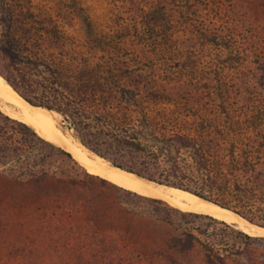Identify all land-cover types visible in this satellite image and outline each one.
<instances>
[{
	"label": "trees",
	"instance_id": "1",
	"mask_svg": "<svg viewBox=\"0 0 264 264\" xmlns=\"http://www.w3.org/2000/svg\"><path fill=\"white\" fill-rule=\"evenodd\" d=\"M17 1L0 0V31H4L0 46L8 50L0 53V75L24 100L61 115L81 144L114 167L190 192L264 227V159L260 164H239L236 124L229 108L225 107V133L218 118L200 113L203 105L184 98L186 88L172 93L151 72L136 74L127 67L123 52L106 47L103 37L89 38L90 48L70 57L55 52L60 42L57 29L50 30L40 15ZM141 11L138 37L144 50L152 52L159 49L156 17L164 9ZM50 45L54 51L49 54ZM256 63L264 66V60ZM0 183L11 189L13 197L40 199L39 210L84 217L91 213L89 221L101 217L94 210L106 201V188L113 186L127 201L146 202L143 213L117 208L167 225L169 248L179 256L202 250L205 264H264V258L249 248L264 242V236L113 183L116 187L1 109ZM214 225L231 229L235 241L210 233Z\"/></svg>",
	"mask_w": 264,
	"mask_h": 264
},
{
	"label": "rangeland",
	"instance_id": "2",
	"mask_svg": "<svg viewBox=\"0 0 264 264\" xmlns=\"http://www.w3.org/2000/svg\"><path fill=\"white\" fill-rule=\"evenodd\" d=\"M18 4L40 15L50 30L57 29L60 42L55 52L70 57L87 51L89 38L103 37L106 47L123 52L127 67L136 74L151 72L172 93L186 88L184 98L203 105L200 113L218 118L225 133V107L229 108L236 124L239 164L263 161L264 66L256 62L264 60V0H19ZM142 9H164L156 17L157 51L144 50L138 37ZM52 50L50 45L47 52ZM2 52H8L4 44ZM56 122L68 137L78 140L61 115ZM105 195L104 204L94 210L101 217L89 221L91 213L84 217L39 210L40 199L13 197L11 189L0 183V264H205L202 250L179 256L169 248L167 225L117 208L143 213L144 200L127 201L113 186ZM209 232L235 241V233L222 225ZM249 248L264 258V242Z\"/></svg>",
	"mask_w": 264,
	"mask_h": 264
},
{
	"label": "bare ground",
	"instance_id": "3",
	"mask_svg": "<svg viewBox=\"0 0 264 264\" xmlns=\"http://www.w3.org/2000/svg\"><path fill=\"white\" fill-rule=\"evenodd\" d=\"M0 109L14 119H18L32 127L46 140L70 152L73 157L90 173L141 196L163 200L169 205L189 212L205 214L235 224L242 231L254 236H264V228L250 223L235 212L223 208L188 192L177 189H165L149 183L136 175L105 163L78 140L68 137L56 122V112L36 107L28 103L0 75Z\"/></svg>",
	"mask_w": 264,
	"mask_h": 264
},
{
	"label": "water",
	"instance_id": "4",
	"mask_svg": "<svg viewBox=\"0 0 264 264\" xmlns=\"http://www.w3.org/2000/svg\"><path fill=\"white\" fill-rule=\"evenodd\" d=\"M264 228V227H263Z\"/></svg>",
	"mask_w": 264,
	"mask_h": 264
}]
</instances>
